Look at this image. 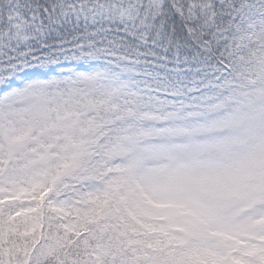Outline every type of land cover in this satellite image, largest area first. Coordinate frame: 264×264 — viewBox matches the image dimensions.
<instances>
[{
    "label": "snow or ice",
    "instance_id": "obj_1",
    "mask_svg": "<svg viewBox=\"0 0 264 264\" xmlns=\"http://www.w3.org/2000/svg\"><path fill=\"white\" fill-rule=\"evenodd\" d=\"M0 264H264V0H0Z\"/></svg>",
    "mask_w": 264,
    "mask_h": 264
}]
</instances>
